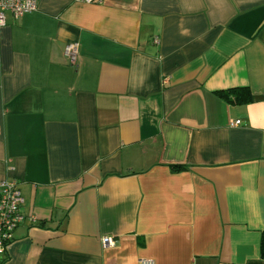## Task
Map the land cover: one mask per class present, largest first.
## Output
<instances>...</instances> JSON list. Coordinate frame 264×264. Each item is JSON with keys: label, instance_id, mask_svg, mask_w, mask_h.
Masks as SVG:
<instances>
[{"label": "crops", "instance_id": "obj_1", "mask_svg": "<svg viewBox=\"0 0 264 264\" xmlns=\"http://www.w3.org/2000/svg\"><path fill=\"white\" fill-rule=\"evenodd\" d=\"M34 1L0 28L5 264H264V0Z\"/></svg>", "mask_w": 264, "mask_h": 264}, {"label": "built area", "instance_id": "obj_2", "mask_svg": "<svg viewBox=\"0 0 264 264\" xmlns=\"http://www.w3.org/2000/svg\"><path fill=\"white\" fill-rule=\"evenodd\" d=\"M84 4L99 3L101 0H80ZM36 10L34 0H0V28L5 25V15L11 13L15 20L23 17L27 13ZM65 56L70 65H75L78 58V44L70 43L65 47ZM240 124L239 120L231 121L230 126L236 127ZM23 198L21 197L18 185L14 181H3L0 183V258H4L1 264H5L6 255L10 245L13 243V233L21 225L25 216L22 211ZM111 237H104L101 246L111 248L114 246ZM139 264H154L152 260L142 259Z\"/></svg>", "mask_w": 264, "mask_h": 264}, {"label": "trees", "instance_id": "obj_3", "mask_svg": "<svg viewBox=\"0 0 264 264\" xmlns=\"http://www.w3.org/2000/svg\"><path fill=\"white\" fill-rule=\"evenodd\" d=\"M220 95L227 100L230 99L232 103H244L250 100V93L248 90H232L225 93H221ZM260 255L261 258L264 259V232L261 233Z\"/></svg>", "mask_w": 264, "mask_h": 264}]
</instances>
